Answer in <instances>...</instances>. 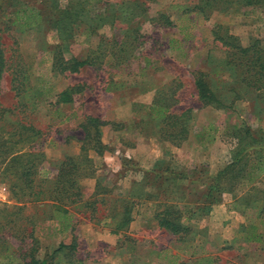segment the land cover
<instances>
[{
    "label": "rangeland",
    "instance_id": "374dc122",
    "mask_svg": "<svg viewBox=\"0 0 264 264\" xmlns=\"http://www.w3.org/2000/svg\"><path fill=\"white\" fill-rule=\"evenodd\" d=\"M29 10L40 16L21 28ZM217 35L241 48L256 42L264 52V0H0L5 58L22 69L30 89L21 92L27 108L5 113L0 131L16 117L41 131L29 148L41 153L36 172L44 181L54 180L66 157L83 170L76 178L80 201L65 206L63 219L52 201L13 194L21 161L4 164L12 174L0 166V212L20 211L16 223L32 230L35 257L48 264H264V226L259 241H247L258 221L255 209L243 210L247 198L257 199L255 208L264 205V170L255 167L264 168V91L244 89L239 54ZM61 54L93 65L60 74L52 66ZM10 72L0 84L4 110L19 101ZM200 72L223 106L198 100ZM77 86L72 103L54 104L57 93ZM153 103L169 105L186 132L173 138L181 126L157 120ZM88 116L106 123L101 153L94 139L83 140ZM228 165L234 167L208 197ZM222 203L227 208L217 207ZM214 207L219 216L210 215ZM124 208L131 221L114 234ZM165 208L189 228L185 240L158 227ZM229 209L246 221L239 228L225 220ZM30 243L14 240L11 249L18 256Z\"/></svg>",
    "mask_w": 264,
    "mask_h": 264
},
{
    "label": "trees",
    "instance_id": "16d2710c",
    "mask_svg": "<svg viewBox=\"0 0 264 264\" xmlns=\"http://www.w3.org/2000/svg\"><path fill=\"white\" fill-rule=\"evenodd\" d=\"M36 15L40 16V14L35 10L25 12L24 15H22L24 25L22 24L20 27L23 28L32 26L36 22L35 20H38L37 18H39L35 17ZM216 40H218L223 46L233 49L236 57V52L239 54L237 60L243 67V73L245 75V77L243 76L242 78L244 89H252L253 92H256L257 94L259 93L260 95V93L264 91V52L258 46V43L255 42V44H252L249 47L241 48L232 45L225 38L218 35ZM92 65L93 63L88 61V59L79 60L73 56H64L61 54L60 56L55 57L52 68L60 74H65L66 72L77 73L81 68ZM9 71H11L10 73L12 75V88L15 91L17 98H19V101H17V106H14L13 109H0V122L5 120V113H14L16 115L14 110L18 108L19 110H21V108H27L28 104L23 102L22 99L26 98V96L21 97V95L22 93H27L28 90L30 91L29 88H24L27 87L28 84L25 83L26 78L23 77L22 69L18 67L17 69H12V67L10 68V65L8 66V61L5 58L4 50L0 43V84L3 74ZM194 86L197 98L203 105H212L216 107L223 106L215 91L206 81L204 73L200 72L194 75ZM80 90L79 86L63 89L55 95L56 101L54 104L65 105L72 103L73 96L79 93ZM48 91L49 89H45L46 94ZM262 95H264V93H262ZM20 99H22V101H20ZM169 107V105L163 106L153 103L151 109L153 108V110H155L156 119L160 122L164 123L172 121L171 126L175 127V129L179 128L178 126H181L180 128L182 131H179V133L172 136L173 138H177V135L182 136V133H185L187 129L186 126L183 125V122L179 120L178 116L172 115L169 112ZM14 114H12V116L16 117ZM11 123L12 124L7 125L6 127L9 130L1 129L0 131V166H5V171L11 173V171L8 170L11 165L4 164L7 161L11 162V164L21 161L18 171L13 173V175L17 177L16 179L19 180V184L14 185L13 194L26 197V199L33 202H41L45 200L52 201V206L58 213L62 214L61 218L68 219V210L65 206H67V204H74L75 202L80 201V191L76 184V178L82 174L83 170L80 171L77 165L72 163V158L66 157L59 165L54 180L47 179L48 181H44L40 172L41 170L36 172L37 168L40 166L41 153L32 152L29 148L32 143L39 139L42 134L41 131L36 129L33 125L27 124L23 118L16 117ZM104 125H106L105 122H101L100 119L90 116L86 117L85 124L81 125L85 131V137L83 139L84 142L94 139L95 144L93 145V148L97 153H101V151L105 149V146L99 139V128ZM89 127L93 128L94 134L89 132ZM2 132L5 133L3 134ZM5 135L9 138V140H4L3 137ZM181 139H184V137ZM25 145H28V147H25L26 149H24ZM232 167H234V165H228L220 171L219 174L214 176L215 183L210 187L208 197L212 196V190L217 189L216 184H218L220 176L227 173L232 169ZM255 167H257L259 173L264 170L263 165L258 164L255 165ZM246 201L247 202H245L243 210L255 209V219L258 221L257 223L264 226V205L263 207L255 208L257 199L249 202L247 198ZM124 209L125 210L121 217H118L114 223L112 231L114 234L123 230L131 221L129 209ZM19 214L20 211H15L12 214H9V211L5 209L0 212V258L2 259L3 264H12L14 261H18L19 259L24 260L25 258H29V261H24L25 263L23 262V264H48L46 260H39L35 257L37 246L32 236V230L28 233L19 228L16 221L19 219V221H21V219H23V217L21 215L19 216ZM17 215L19 216L18 218H13V216ZM156 220L159 228L164 229L173 236H176L179 241L185 240L189 232V228L177 223L175 219L171 220V213L168 208H165L164 211L156 215ZM6 228L7 232H4V229ZM254 228L252 233L247 235V241H259L261 235L255 232ZM17 231L19 232V235L16 236ZM26 238L30 239L31 246H29L24 253H20L17 256L11 249V244L14 240H19L21 243H24ZM71 248L75 249V244H73Z\"/></svg>",
    "mask_w": 264,
    "mask_h": 264
},
{
    "label": "crops",
    "instance_id": "0c3cea01",
    "mask_svg": "<svg viewBox=\"0 0 264 264\" xmlns=\"http://www.w3.org/2000/svg\"><path fill=\"white\" fill-rule=\"evenodd\" d=\"M225 207V208H227V204L226 203H222V204H220V205H218L217 207L218 208H221V207ZM226 210V209H225ZM219 210H216V207H214V210L213 211H211L210 212V215H218L219 216ZM226 215H225V218L227 217V219H225V220H227V221H229V219H230V221H229V223H233V220L232 219H235L236 221H237V223H236V226L239 228V226L241 225V224H243V223H245L246 221H244V218L243 217H238L237 216V212L236 211H234V210H227L226 212ZM226 221V222H227ZM246 224H253V223H246ZM258 223H255L253 226H252V229L254 228L255 229V232H257L258 233V230H257V228H258V226L260 225V224H258ZM251 226V225H250ZM255 242H257V241H255Z\"/></svg>",
    "mask_w": 264,
    "mask_h": 264
}]
</instances>
